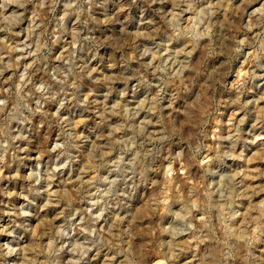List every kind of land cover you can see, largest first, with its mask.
Instances as JSON below:
<instances>
[{
    "label": "rangeland",
    "instance_id": "1",
    "mask_svg": "<svg viewBox=\"0 0 264 264\" xmlns=\"http://www.w3.org/2000/svg\"><path fill=\"white\" fill-rule=\"evenodd\" d=\"M66 2L52 6L48 0L46 7H40L41 0H22L21 7L13 5L4 13L9 19L0 17V40H6L9 49L18 48L11 53L17 68L4 72L0 88L14 91L19 73L33 63L28 50L18 47L24 44H30L32 52L37 43L43 45L37 53L39 63L29 70L32 85L47 82L49 73L64 67L57 59L61 56L71 55L78 70H95L92 79L80 82L76 93L91 102L88 109L72 102L59 110L64 120L82 121L76 130L91 141L79 151L71 150L76 157L72 166L57 172L51 185L27 179L33 172L44 175L64 163L63 157L57 160L50 151L63 142L60 129L39 116L21 126L28 140L17 141L0 165V264L72 261L69 255H75L68 239L73 234L59 238L56 233L69 222L82 224L85 219L74 215L89 207L79 200L78 182L82 173L85 181L96 174L87 171L88 151L105 144L100 132L92 134L102 125L100 106L117 104L118 92L125 87L120 82L93 81L124 75V57L135 56L138 46H151L136 33H155L157 44L162 33H171L165 21L173 7L167 0H91L83 5L81 16L73 13L61 25ZM13 13L22 19H12ZM194 19L186 12L179 23L187 27ZM213 23L210 38L197 42L191 71L175 90L171 109L164 112L170 117L168 123L175 122L183 142L177 137L168 144L152 170L137 180L131 198L125 197L124 206L112 211L117 216L109 213L94 225L105 232L113 229L115 247L93 249L82 264H264V0H230V11L216 12ZM240 42L245 43L236 54ZM165 43L168 46L161 50L165 55L192 50L186 37ZM4 60L9 62L7 50ZM139 67L133 62L131 72ZM149 78L153 84L158 82L155 76ZM109 87L114 90L112 95H108ZM127 87L128 96L119 103L134 106L148 98L146 91L137 93L136 81L130 80ZM57 111L58 106L44 107L46 115L55 117ZM110 119L119 123L116 117ZM12 128L15 134L16 125ZM197 148L200 153L192 159ZM68 200L75 201L71 208ZM117 217L122 221L113 228ZM74 234L77 240L84 239L79 232ZM61 245L68 246L57 252ZM9 249L15 251L5 255ZM218 254L224 258H217Z\"/></svg>",
    "mask_w": 264,
    "mask_h": 264
},
{
    "label": "clouds",
    "instance_id": "2",
    "mask_svg": "<svg viewBox=\"0 0 264 264\" xmlns=\"http://www.w3.org/2000/svg\"><path fill=\"white\" fill-rule=\"evenodd\" d=\"M167 2H171L173 7V12L169 14L171 18L165 21L171 29V33H162L159 37L161 41L159 44L153 38L155 33H136L137 38L149 41L151 46L147 44L138 46L135 56L124 57L122 61L124 75L103 76L102 79L93 81L95 84L105 83L108 85L117 82L122 83L125 87L118 92V95L123 99L128 96L129 88L127 85L129 81L134 80L136 81L135 90L137 93L146 91L149 95L147 99L136 103L134 106L124 103L113 104L110 107L100 106L103 107L102 125L92 134L94 135L96 131L100 132L105 144L99 147L93 146L88 151L87 171L96 174L85 181L83 179L84 173H82V178L78 182L80 185L78 188L79 200L87 202L89 205L87 209L83 210L85 219L82 224L69 222L66 227H62L56 233L59 238L69 237L76 232L84 237L82 241L77 240L71 243L70 251L76 259L70 261L69 264H82L93 249L115 247L111 243V240L116 238L113 229H108L105 232L95 229L94 225L102 220L107 213L118 211L124 206V198H131L136 190L137 180H143L145 174L152 170V165L158 160L169 143L177 137L181 143L183 142V136L176 128L175 122L168 123L170 117L166 118L164 112L171 109L172 103L176 99L175 90L184 83L185 73L191 71V60L197 49V42L202 37L210 38V32L214 27V14L222 9L230 11V0H215V2L212 0H206V2L203 0H167ZM202 2L203 6H200ZM59 3L60 0H51L52 6ZM90 3L91 0H67L64 5V16L60 17L59 23L62 25L73 13L77 17L81 16L85 11L83 5ZM13 5L21 7L22 0H0V17L9 19V17L4 16V13ZM47 5L48 0H41L40 7ZM186 12L192 13L195 19L194 22H190L187 27H184L179 21ZM11 18L16 21L22 19L17 13H13ZM64 31L67 29L65 28ZM33 34L34 25L33 28L29 29L30 39ZM71 34L78 35L77 33ZM181 37H186L192 42V50L185 48L179 54L170 52L167 55L161 51L168 46L166 41H180ZM244 43L240 42L234 49L236 54L242 51ZM18 47L28 50L27 54L33 57V63L19 73L18 83L14 85V91L0 88V96H6V98H0V165L5 164L9 150L17 141L28 140V136L24 134L21 126L29 124L34 117H42L50 127L60 129L63 142H57L50 151L56 153L57 160L63 157L64 163H58L56 167L49 169L44 175H41L39 171L33 172L27 179L35 180L36 184L44 180L51 185L56 173L70 168L76 160L71 150L79 151L80 146L91 143L88 136L80 135L76 130L77 123H82V121L73 123L64 120L60 117L59 110L65 109L72 102H75L79 108L88 109L91 102L87 99L78 98L76 93L80 91V82L85 78L92 79V72L95 70H78L72 65L73 58L71 55L61 56L57 59L64 67L58 66L49 73L47 82L32 85L29 70L34 69L39 63L37 53L40 52L43 45L37 43L35 52L30 50V44ZM6 50L9 55V62L7 63L4 60ZM17 50V47L9 49L6 40H0V77L3 76L4 72L17 68L18 61L13 62L11 58V53ZM181 56L183 59L180 58ZM133 62L140 65L135 72H131ZM150 76L157 77L158 82L153 84ZM29 87H31V91H26ZM113 91L109 87L108 95H112ZM46 105L58 106L55 117L44 113ZM97 114L100 115L99 107ZM141 115L143 116L142 119H140ZM111 117H116L119 123L112 121ZM13 124L16 125L15 134L12 128ZM154 127H159L160 131H152ZM105 132L107 135H104ZM200 147L202 148V144ZM16 151L19 152L22 149L17 148ZM199 153L200 148H197L192 159H195ZM13 159H16L14 153ZM220 159L218 154L216 160L220 161ZM209 170V168H205L206 172ZM101 172L106 174H99ZM45 190L50 191V189ZM73 203L75 201L68 200V207L71 208ZM22 215H26V213H22ZM121 221L122 218L117 217L113 228ZM245 243L248 241L246 240ZM67 246L61 245V248L56 249V251H62ZM14 251V249H9L4 254L10 255ZM49 254L51 255V252ZM217 258L223 259L224 256L218 254Z\"/></svg>",
    "mask_w": 264,
    "mask_h": 264
},
{
    "label": "bare ground",
    "instance_id": "3",
    "mask_svg": "<svg viewBox=\"0 0 264 264\" xmlns=\"http://www.w3.org/2000/svg\"><path fill=\"white\" fill-rule=\"evenodd\" d=\"M172 5V4H171ZM170 11V10H169ZM186 14V13H185ZM171 18V17H170ZM185 19V18H184ZM186 19H188V20H186V21H189L190 20V17H188V18H186ZM107 93V92H106ZM105 96H107V95H105ZM104 98H106V97H104ZM119 100L120 101H122V99L121 98H119ZM120 101H118V103L120 102ZM203 103V102H202ZM104 104V103H103ZM201 105V104H200ZM202 106V105H201ZM94 144V143H93ZM89 206V205H88ZM141 212V211H140ZM139 212V213H140ZM109 213H112V215H115V216H117L118 215V213H113L112 211L111 212H109ZM109 213H107L106 214V216L105 217H107V215H109ZM74 215H77V217H79V219L81 220V216L83 215V213H82V211H79V212H76ZM139 215V214H138ZM141 216V215H140ZM139 217V216H138ZM139 218H141V217H139ZM72 224V223H71ZM100 227H101V225H100ZM184 237V235H181V236H179V237H177V244H178V242L179 241H181L182 240V238ZM70 239H68L69 241H68V244H71V243H74V242H76L77 241V239H78V237H76V235L75 234H73L71 237H69ZM185 239V238H184ZM176 241V240H175ZM186 243V242H185ZM133 253V252H132ZM132 256V255H131ZM134 256V255H133ZM69 257H70V259L71 260H74V259H76L75 258V256H73V255H69Z\"/></svg>",
    "mask_w": 264,
    "mask_h": 264
}]
</instances>
